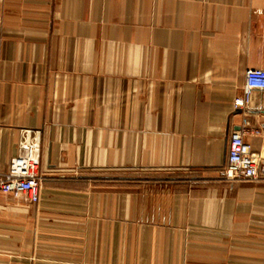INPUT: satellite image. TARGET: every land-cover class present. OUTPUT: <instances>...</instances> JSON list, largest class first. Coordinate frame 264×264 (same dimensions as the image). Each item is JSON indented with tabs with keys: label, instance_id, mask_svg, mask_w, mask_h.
Returning a JSON list of instances; mask_svg holds the SVG:
<instances>
[{
	"label": "crops",
	"instance_id": "1",
	"mask_svg": "<svg viewBox=\"0 0 264 264\" xmlns=\"http://www.w3.org/2000/svg\"><path fill=\"white\" fill-rule=\"evenodd\" d=\"M264 0H0V173L40 143V197L0 198V264H264ZM143 171L133 176L129 172Z\"/></svg>",
	"mask_w": 264,
	"mask_h": 264
},
{
	"label": "built area",
	"instance_id": "2",
	"mask_svg": "<svg viewBox=\"0 0 264 264\" xmlns=\"http://www.w3.org/2000/svg\"><path fill=\"white\" fill-rule=\"evenodd\" d=\"M254 90L264 91V69H248L245 72L243 93L235 98L236 108L245 107ZM40 143L23 134L19 142V154L13 158L6 172L0 173V198L3 195L19 197L25 195L32 203L40 197L41 175L39 173ZM219 175L229 181L257 179L264 174V162L252 152L251 144L242 130L232 131L225 165Z\"/></svg>",
	"mask_w": 264,
	"mask_h": 264
},
{
	"label": "rangeland",
	"instance_id": "3",
	"mask_svg": "<svg viewBox=\"0 0 264 264\" xmlns=\"http://www.w3.org/2000/svg\"><path fill=\"white\" fill-rule=\"evenodd\" d=\"M143 173H145V172H143V171H132V172H129V174L130 175H133V176H137V175H142Z\"/></svg>",
	"mask_w": 264,
	"mask_h": 264
}]
</instances>
